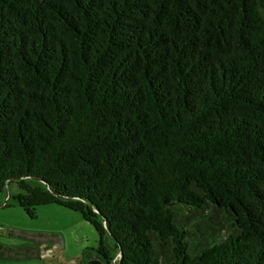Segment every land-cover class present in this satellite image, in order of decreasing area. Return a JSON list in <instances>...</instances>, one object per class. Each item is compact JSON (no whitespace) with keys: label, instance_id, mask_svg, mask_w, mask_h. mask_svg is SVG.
I'll return each instance as SVG.
<instances>
[{"label":"trees","instance_id":"trees-1","mask_svg":"<svg viewBox=\"0 0 264 264\" xmlns=\"http://www.w3.org/2000/svg\"><path fill=\"white\" fill-rule=\"evenodd\" d=\"M47 206L73 264H264V0H0V208Z\"/></svg>","mask_w":264,"mask_h":264},{"label":"rangeland","instance_id":"rangeland-1","mask_svg":"<svg viewBox=\"0 0 264 264\" xmlns=\"http://www.w3.org/2000/svg\"><path fill=\"white\" fill-rule=\"evenodd\" d=\"M11 191L15 188L12 187ZM0 224V244L11 249L0 252V264H39L40 261L31 254L23 255L34 244L37 249L32 253L42 261L73 264L79 257L77 250L81 252L95 246L94 229L78 214L57 206L39 208L34 219L28 218L17 207L0 208ZM53 236L64 238L66 249H56L60 241ZM82 238L86 242L79 249L78 242Z\"/></svg>","mask_w":264,"mask_h":264},{"label":"crops","instance_id":"crops-1","mask_svg":"<svg viewBox=\"0 0 264 264\" xmlns=\"http://www.w3.org/2000/svg\"><path fill=\"white\" fill-rule=\"evenodd\" d=\"M0 226H2L1 224H0ZM77 226H78V224H77ZM53 238H55V239H59V241H60V244L59 245H57L58 247L56 248V249H66V243H64L65 242V240H64V238L62 239L61 237H58V236H53ZM95 238V237H94ZM84 238H82V239H79L80 240V243L78 242V244H79V249L85 244V242L86 241H84L83 240ZM93 243L95 244V241H93ZM36 246H35V244L31 247V248H35ZM37 249V248H36ZM78 252L77 253H80V250H77ZM76 253V252H75ZM35 254V253H34ZM34 257H36V259H38L39 261L41 260L40 258H39V256L38 255H34ZM70 260H72V259H70ZM45 262V261H44Z\"/></svg>","mask_w":264,"mask_h":264}]
</instances>
